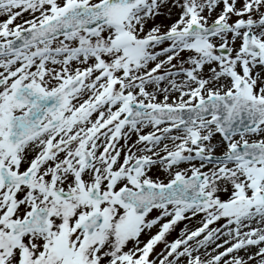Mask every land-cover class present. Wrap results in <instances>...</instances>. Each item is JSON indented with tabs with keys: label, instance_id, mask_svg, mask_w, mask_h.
Segmentation results:
<instances>
[{
	"label": "snow or ice",
	"instance_id": "6c2138e0",
	"mask_svg": "<svg viewBox=\"0 0 264 264\" xmlns=\"http://www.w3.org/2000/svg\"><path fill=\"white\" fill-rule=\"evenodd\" d=\"M0 264H264V0H0Z\"/></svg>",
	"mask_w": 264,
	"mask_h": 264
}]
</instances>
